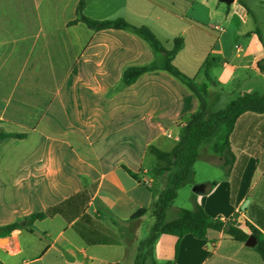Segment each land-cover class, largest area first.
I'll use <instances>...</instances> for the list:
<instances>
[{"label":"crops","instance_id":"obj_1","mask_svg":"<svg viewBox=\"0 0 264 264\" xmlns=\"http://www.w3.org/2000/svg\"><path fill=\"white\" fill-rule=\"evenodd\" d=\"M81 1L87 18L148 27L168 49L183 37L174 63L201 84L210 62L209 75L216 84L208 96L211 111L244 93L264 94V0H235L232 5L217 0H0V131L27 134L0 143V201L4 192L19 191L10 200L14 212L31 200L43 205L49 200L46 210L84 189L91 191L89 203L72 223L57 215L36 222L34 233L23 229L8 235L13 241L0 244V264H134L136 242L90 245L73 225L85 214L98 216L116 234L111 224L115 219L135 227L137 241L144 240L149 233L142 236L143 222L151 213L128 220L152 206L148 182L153 180L148 168L137 163L131 167V153L117 158L93 147L110 137L106 127L116 122L118 127L128 123L150 129L154 146L170 151L199 108L186 86L167 72L155 71L120 88L119 95H128L124 110L129 118L107 119V92L122 84L125 70L153 62L155 54L129 31L71 24ZM231 146L236 155L233 180L239 177L234 199L232 179L209 145L200 149L191 197L196 195L210 216L235 220L248 234L255 228L264 238V115L244 114ZM122 166L139 173L141 180ZM155 258L158 264H264L255 247L215 230L205 240L163 235Z\"/></svg>","mask_w":264,"mask_h":264},{"label":"trees","instance_id":"obj_2","mask_svg":"<svg viewBox=\"0 0 264 264\" xmlns=\"http://www.w3.org/2000/svg\"><path fill=\"white\" fill-rule=\"evenodd\" d=\"M83 9L84 2L81 1L77 8V19L71 24L82 22L96 31H129L144 40L154 52L155 60L153 62L125 70L122 78L123 86L135 84L147 73L164 71L186 86L199 103L198 110L182 127L180 140L170 151H164L155 146L150 147V151L158 163L157 171L161 175L166 174V180L161 191L149 187L155 198L152 206L138 210L128 220V222L139 220L149 212L155 219L148 236L144 240L138 241L134 264H158L155 258V245L163 235L182 238L191 234L196 239L205 240L210 230L224 231L226 235L239 243H246L250 235H254L258 240L255 250L264 261V238L255 228L250 227L251 234H248L237 226L235 220L223 221L221 218L210 216L199 203L196 195L191 197L193 209H179L175 216L169 215L170 209L178 198L179 190L194 183L195 164L199 159L200 149L204 145H209L210 151L222 159L220 167L224 170L226 177L232 179L231 200L234 199L239 177L236 181L233 180L236 155L231 146V136L238 120L244 114L264 115V94L244 93L232 100L225 108L211 111L208 96L210 88L216 84L209 75L210 62L205 65V81L201 84L195 83L192 78L182 73L174 63L175 57L184 47L183 37L175 39L173 48L168 49L148 27H135L123 19L103 22L92 20L84 16ZM25 138H27V134L0 131V143L8 139L21 140ZM161 163H166V166H162ZM122 168L133 179L141 180L139 173L133 172L126 166H122ZM90 194V190L84 189L64 202L26 216L20 222L1 226L0 238L10 235L16 230L25 229L34 233L32 226L36 222L57 215L62 216L68 223H72L89 203ZM99 219L98 216L93 218L85 214L73 225L87 244H114L117 241H128V238L133 236L130 227L122 226L115 219H111V224L117 228V232L116 234L111 232L113 236H109L105 233L106 228L98 222Z\"/></svg>","mask_w":264,"mask_h":264},{"label":"rangeland","instance_id":"obj_3","mask_svg":"<svg viewBox=\"0 0 264 264\" xmlns=\"http://www.w3.org/2000/svg\"><path fill=\"white\" fill-rule=\"evenodd\" d=\"M225 4V3H222ZM122 84L120 82H117L112 89L107 92L105 95V110H106V118L107 119H113V118H129V110H124L128 106H126V100L128 99V95H123L119 93L122 89ZM97 97V96H96ZM100 100L103 98V96H98ZM140 114V110L138 111ZM118 123H113L109 127H106V132L111 133L110 137L107 138V140H101L98 144H96L93 148L95 151L99 153H110L113 155V157L122 158V156H126L127 153L132 154V161H131V167H135L134 165L141 164L144 168H148L147 175L152 178L153 181H149L148 185L151 188H156L157 190L161 191L164 187L165 180H166V174H159L158 170V163L154 155L150 151V147L154 146L155 144L152 143L153 136H151L150 132L151 130L148 128H144L142 126H122L118 127ZM91 137V140L96 139ZM125 143V144H123ZM76 147V146H75ZM131 148V149H130ZM75 149V148H74ZM79 152L82 150L81 148H77ZM124 159V158H123ZM135 163V164H134ZM202 164V163H201ZM162 166H166V163H161ZM220 174H223L222 169H217ZM216 170V171H217ZM147 178V177H146ZM150 178H147L148 180ZM198 180V178H197ZM196 180V177L194 178V183ZM194 183L190 184L182 189L179 190V196L174 202L172 208L169 211V215L171 217L175 216L177 211L179 209H193V204L190 200L192 190L194 188ZM6 194L3 195L4 201H0V212H1V218L0 223H9V222H20L24 218V215L32 214L36 212H41L46 208V205L50 203L49 200L46 201V204L43 205L40 202H35L31 200L28 202L25 206H21L17 212L13 211V208L11 207V198L14 196V198H17L21 195L22 192L19 191H9L4 192ZM58 197V196H57ZM57 199V198H53ZM1 200V199H0ZM58 200V199H57ZM55 200H53L54 202ZM22 204V201H21ZM154 218L151 214L147 215L143 222L142 227V236L145 237L152 225L154 224ZM105 228V227H104ZM132 234H134L135 227H130ZM105 233L109 236H113L111 234V231L109 229H105ZM139 241V240H138ZM137 237L133 235L132 237L128 238V242L130 244H133L136 242L138 246ZM149 264V263H148Z\"/></svg>","mask_w":264,"mask_h":264},{"label":"water","instance_id":"obj_4","mask_svg":"<svg viewBox=\"0 0 264 264\" xmlns=\"http://www.w3.org/2000/svg\"><path fill=\"white\" fill-rule=\"evenodd\" d=\"M221 3H225L227 5H232L235 0H217ZM13 241V237L12 236H4L2 238H0V244L2 246H9L10 243ZM257 238L254 235H250V237L248 238L246 245L249 247H255L257 245Z\"/></svg>","mask_w":264,"mask_h":264},{"label":"built area","instance_id":"obj_5","mask_svg":"<svg viewBox=\"0 0 264 264\" xmlns=\"http://www.w3.org/2000/svg\"><path fill=\"white\" fill-rule=\"evenodd\" d=\"M216 30L221 31V29L219 27H216Z\"/></svg>","mask_w":264,"mask_h":264}]
</instances>
